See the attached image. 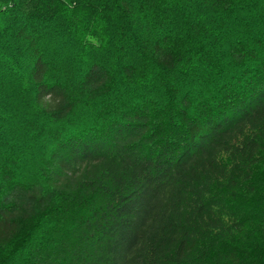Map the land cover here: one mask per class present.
Masks as SVG:
<instances>
[{
  "label": "trees",
  "instance_id": "obj_1",
  "mask_svg": "<svg viewBox=\"0 0 264 264\" xmlns=\"http://www.w3.org/2000/svg\"><path fill=\"white\" fill-rule=\"evenodd\" d=\"M0 264H264V0H0Z\"/></svg>",
  "mask_w": 264,
  "mask_h": 264
},
{
  "label": "rangeland",
  "instance_id": "obj_2",
  "mask_svg": "<svg viewBox=\"0 0 264 264\" xmlns=\"http://www.w3.org/2000/svg\"><path fill=\"white\" fill-rule=\"evenodd\" d=\"M192 12V11H191ZM187 15H190V14H187ZM210 41V40H209ZM60 60V59H59ZM62 61V60H61ZM16 263H18V262H16Z\"/></svg>",
  "mask_w": 264,
  "mask_h": 264
}]
</instances>
